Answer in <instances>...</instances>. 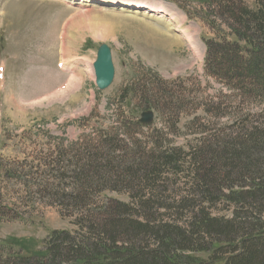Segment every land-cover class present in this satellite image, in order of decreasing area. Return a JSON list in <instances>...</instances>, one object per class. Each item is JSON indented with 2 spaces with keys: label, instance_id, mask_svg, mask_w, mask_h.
Masks as SVG:
<instances>
[{
  "label": "trees",
  "instance_id": "trees-1",
  "mask_svg": "<svg viewBox=\"0 0 264 264\" xmlns=\"http://www.w3.org/2000/svg\"><path fill=\"white\" fill-rule=\"evenodd\" d=\"M197 1L207 9L206 22L217 27L215 37L206 40L205 70L233 90L225 96L229 125L212 133L201 130L198 143L186 151L171 145L164 131L171 122L142 131L150 126L128 121L121 107L128 108L138 95L143 109L153 108L161 95L154 90H161L153 79L145 81L151 85L147 91L140 89L144 77L136 75L137 82L118 96L116 111L123 118L119 115L117 127L58 144L44 161L59 168L64 179L42 176L38 192L56 202L62 215L72 216L76 229L53 231L33 252L9 242L0 264H264V0L253 6L246 0ZM248 99L258 103V111L244 112ZM172 104L186 110L181 100L172 101L170 109ZM202 119L208 120L196 116L192 122ZM182 169L189 198L178 207L166 206L164 175ZM107 191L128 194L131 201L99 202ZM222 199L233 206L231 217L210 212ZM154 201L160 203L157 209Z\"/></svg>",
  "mask_w": 264,
  "mask_h": 264
},
{
  "label": "rangeland",
  "instance_id": "rangeland-1",
  "mask_svg": "<svg viewBox=\"0 0 264 264\" xmlns=\"http://www.w3.org/2000/svg\"><path fill=\"white\" fill-rule=\"evenodd\" d=\"M77 1L0 0V67L4 66L0 74H5L0 80V170H12L9 176L0 171L2 255L7 253L5 241L22 243L27 252H33L53 231L76 229L72 216L62 215L56 202H49L38 192L42 176L64 179L59 168L43 165L44 161L51 160L48 152L58 144L67 145L83 136H94L98 129L117 127L119 115L121 120L123 118L116 111L118 96L137 82L136 75L144 77L140 89L147 91L151 85H146L145 81L153 79L152 84L161 90H154L161 95L153 108L143 109L144 100L138 95L132 98L128 108L121 107L125 112L123 116L130 122H133L132 118L140 120L145 110L154 111V123L142 131L152 132L154 128L167 126L165 121L171 122L164 130L169 133L171 145L186 151L198 143L201 130L212 133L229 125L224 114L231 111L230 105L225 103L228 102L225 96L233 94V90L206 73V40L215 37L213 30L217 27L213 29L206 22L207 9L201 3L197 0H130L134 1L131 4L135 7H131V11L121 10L130 8L128 6L107 4L108 7L115 6L110 11L123 15L126 24L117 28L113 36L103 39L88 28L75 24L74 20L85 10L106 9L87 0ZM138 1H143L139 8L135 6ZM246 1L251 6L256 2ZM145 2L149 7H155V11L145 8ZM158 6L161 7L160 14L157 13ZM134 12L137 18L151 23L152 18L158 19L159 16L163 17L162 20L173 19L170 26L173 30L168 33L173 43H165L143 31L141 19L129 18ZM225 32L215 31L218 36ZM68 39H71L69 50L63 53L64 40ZM102 42L110 45L115 66L114 80L106 89H99L96 85L93 66ZM63 58L71 62L72 69L58 65ZM149 70L155 74L149 75ZM171 97H174L172 101L181 100L186 110L175 109V104L170 109ZM247 101L242 104L244 112L258 111V103L252 99ZM215 112L222 113L218 119L214 118ZM196 116L208 120L193 124ZM172 123L176 124L175 127ZM225 132L223 130L220 135ZM142 141L147 142L144 138ZM64 161L62 163L66 164ZM183 169L177 174L164 175L168 200L162 202L166 206L178 207L189 198L184 197L187 178ZM25 181L34 187L28 189L23 185ZM99 198L131 201L128 194L116 191L99 195L97 200L101 202ZM156 203L159 202L154 201L153 208L157 209L160 205ZM165 209L158 210L164 213ZM210 212L231 217L233 206L222 199L212 206ZM183 215L187 216V212ZM168 217L164 216L165 219Z\"/></svg>",
  "mask_w": 264,
  "mask_h": 264
},
{
  "label": "bare ground",
  "instance_id": "bare-ground-1",
  "mask_svg": "<svg viewBox=\"0 0 264 264\" xmlns=\"http://www.w3.org/2000/svg\"><path fill=\"white\" fill-rule=\"evenodd\" d=\"M87 1L92 2L95 5L101 6L103 9H106V11H96L95 12V11H91V10H85L84 12L80 13V15L77 16V18L74 20L75 24H77L81 27L84 26V27H86V29L88 28L92 32L97 33V35L99 34V36H101L103 39H105V38L113 36L115 31L117 30V28L122 27L126 24V22L124 21L125 18H123V15L115 13L114 11H110V10L114 9L115 6L108 7L106 5L107 4H121L122 6L130 7V8L126 7L127 9H124V8L121 9L120 8L121 10L131 11L132 10L131 7H133V5L131 3H134L135 0L133 2L130 0H87ZM77 2L81 3V0H78ZM142 2H140V1L136 2L135 6L139 8L141 6L140 4ZM143 6L147 9H150L149 11H152V12L155 11V7H149V5L146 2L143 3ZM133 8H135V7H133ZM160 8L161 7L158 6L157 13L160 12ZM107 10H109V11H107ZM135 10L136 11H143V10H139V9H135ZM145 12H146V10H145ZM149 15L152 16L153 13H150ZM129 18L130 19H136L137 21L141 19V18L136 17L135 12L133 13L132 16L130 15ZM160 18L163 19V17H161V16H159L158 19L152 18V20H154L153 23L146 21L144 19H141V21L144 24V25H142L144 27L142 30L145 32H148V34H150L151 37H154V38L157 37L159 39L164 40L165 43H169L170 41H172V40H170L168 33H171L170 30H173V28L170 27L171 25H173L172 24L173 19L166 18V19L162 20ZM79 26H77V27H79ZM69 33L70 32L68 31V35L70 36ZM79 35H80V33H79ZM160 35L162 37H159ZM70 40L71 39H68V41L64 40V45L62 48L63 53L69 50V47H70L69 43H71ZM172 43H173V41H172ZM70 65H71V62L69 60H65L64 58L62 59V62L60 64V66H63L64 69H66V67L68 69H72V67ZM77 77L79 79L80 76H77ZM69 80H71V79H69ZM74 80H75V78H74ZM71 86H69V87H71ZM72 87H74V85Z\"/></svg>",
  "mask_w": 264,
  "mask_h": 264
},
{
  "label": "water",
  "instance_id": "water-1",
  "mask_svg": "<svg viewBox=\"0 0 264 264\" xmlns=\"http://www.w3.org/2000/svg\"><path fill=\"white\" fill-rule=\"evenodd\" d=\"M96 75V84L100 89L108 88L115 76V66L112 58V50L108 43H102L97 51V57L94 62ZM143 124H151L154 121V112L147 110L142 113L140 119Z\"/></svg>",
  "mask_w": 264,
  "mask_h": 264
}]
</instances>
